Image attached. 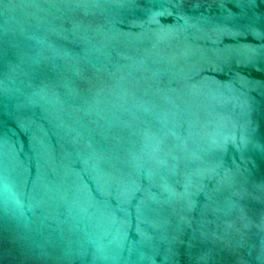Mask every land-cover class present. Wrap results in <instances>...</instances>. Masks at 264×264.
<instances>
[{"label": "water", "instance_id": "1", "mask_svg": "<svg viewBox=\"0 0 264 264\" xmlns=\"http://www.w3.org/2000/svg\"><path fill=\"white\" fill-rule=\"evenodd\" d=\"M0 264H264V0H0Z\"/></svg>", "mask_w": 264, "mask_h": 264}]
</instances>
